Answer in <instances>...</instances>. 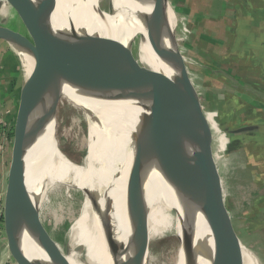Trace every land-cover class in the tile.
Instances as JSON below:
<instances>
[{
    "label": "bare ground",
    "instance_id": "bare-ground-1",
    "mask_svg": "<svg viewBox=\"0 0 264 264\" xmlns=\"http://www.w3.org/2000/svg\"><path fill=\"white\" fill-rule=\"evenodd\" d=\"M152 7L164 30L161 38L149 26ZM129 14L141 17L137 55L145 67L142 65V71L171 76L169 56L158 52L147 37L148 32L157 44L170 49L169 28L175 14L166 0H107L101 11L98 0H60L50 21L56 30L65 32L70 31L68 21H72L90 36L114 68L143 83L142 73L130 71L125 62L131 40L121 34V23ZM14 50L21 59L23 73L27 74L32 67L28 51L16 45ZM61 97L80 107L87 119V153L81 166L62 152L55 138L56 122L50 112ZM139 111L140 107L132 101L109 98L68 65L61 67L56 83L35 101L34 142L26 155L28 226L22 230L20 247L24 253L35 255L38 264H114L106 242L109 237L127 249L123 264H147L149 251H141L138 221L128 216L115 188H122L125 182L135 196V210L146 221L148 241L172 228L180 238L184 211L168 165L177 160L183 166L182 157L172 156L179 151L184 154L190 146L181 132L146 119ZM35 162L38 164L32 166ZM57 185L84 193L78 215L67 233L69 243L81 245L83 254L71 249L67 257L56 256L39 227L33 209ZM188 222L194 244L201 250L197 264H260L253 252L230 237L231 232L220 219L216 220L213 236L200 212L188 209ZM31 228L36 229L37 236ZM221 246L226 248L222 254Z\"/></svg>",
    "mask_w": 264,
    "mask_h": 264
},
{
    "label": "water",
    "instance_id": "water-1",
    "mask_svg": "<svg viewBox=\"0 0 264 264\" xmlns=\"http://www.w3.org/2000/svg\"><path fill=\"white\" fill-rule=\"evenodd\" d=\"M4 2L14 9L27 32L23 33L2 25L5 21L0 14V39L8 42L13 49L16 45L27 50L32 60V67L22 76L4 195V234L8 251L14 261L17 264H38L35 255L24 253L20 247L22 230L28 226L29 193L26 187V155L34 142L33 105L56 83L63 65H68L84 75L109 98L132 101L140 107L139 114L146 119L172 127L185 136L189 149L184 154L179 151L177 155L172 156V158L182 157L183 166L177 164L175 159L171 165H168V171L170 169L174 175V186L184 211L181 236L178 238L184 251V264H197V256L201 254V250L199 251L194 244L192 226L189 222L187 223L188 209L200 212L211 236L214 234L218 218L231 232L230 237L242 245L237 234L216 210L212 180L215 173L213 172L212 175L210 165L212 132L178 46L175 34L176 21L169 28L171 44L169 50L157 44L147 32L150 44L158 52L169 56L171 76L143 72L141 63L136 60L132 52L133 41H130L125 51V62L130 71L142 73L143 83H140L114 68L98 50L90 36L82 28H76L72 21H68L69 32L54 28L50 16L59 8L60 0H0V11ZM166 2L168 3V0ZM149 26L154 34L160 38L163 36L164 30L154 7L150 11ZM56 104L50 114L54 115ZM249 129L250 127H242L234 132ZM37 164L38 162H35L32 166ZM115 188L121 194L120 199L128 216L138 221L142 240L141 251L145 253L149 245L146 221L134 208L135 196L126 182L122 188ZM39 223L52 252L56 256L67 257L70 250L63 251L50 237L40 220ZM31 229L37 236L36 229ZM106 242L112 253L114 264H123L122 257L127 249H123L124 247L117 244L112 237H109ZM73 249L81 252L83 247L76 245ZM220 250L221 254L225 252V246H221Z\"/></svg>",
    "mask_w": 264,
    "mask_h": 264
},
{
    "label": "rangeland",
    "instance_id": "rangeland-1",
    "mask_svg": "<svg viewBox=\"0 0 264 264\" xmlns=\"http://www.w3.org/2000/svg\"><path fill=\"white\" fill-rule=\"evenodd\" d=\"M106 4L107 0H98V6L100 7H98V9L100 11L105 9ZM1 11V17L4 18L5 21L2 22V25L15 28L23 33L27 32V29L21 23L20 18H18L14 9L8 3L4 2L2 4ZM9 16H12L10 21L8 19ZM140 28L141 17L137 14H129L121 23V34L126 40L133 41L132 52L136 57V60L143 65L142 61L138 60L137 55ZM176 32L177 31H175V34ZM2 44L6 45L7 43L2 41ZM12 56L10 53H7L4 58L5 73L1 75V78L3 79L2 82L0 81V86L5 92V94H2L4 98L2 102L4 104L3 107L0 103V108L2 110L0 113V192L5 188V178L3 175L8 168V162H10L13 140L12 127L18 108L19 92L23 76L21 59L16 53V58ZM183 57L186 58L187 66L192 78L197 73L200 75L198 71L199 68L196 64L194 65L192 64V61H189V54L186 52ZM207 73L209 72L205 71L203 74L206 75ZM201 84L203 88L200 87L201 85H197L200 89L205 90L206 87L208 88L209 86L208 80L204 78ZM235 85L237 86L238 82ZM217 88L218 90L216 92L220 95H218V98L215 97V99L217 100V105L219 107L224 106L222 110L226 109V104L223 102V100L226 99V89L230 90L231 93L241 95L240 97L244 99L245 97H249L253 101L258 99L255 94L252 93L250 88V90H246V88L240 86L226 88V82L223 81L220 83L219 87L217 86ZM209 89L213 90L210 87ZM241 89L246 91H240ZM208 92L210 93V90ZM12 96L15 97L14 102H10ZM201 98L203 100V93L201 94ZM251 105L254 104L251 103ZM215 109L218 111V118L221 121L219 125H221L220 127L223 132H226V122L222 124L226 120V115L224 114L220 118L219 110L217 108ZM54 117L56 122L55 138L59 148L66 154V156L73 161L78 162L79 166H81V161L87 153L88 142V123L85 113L80 107L73 104L65 97H61L56 104ZM236 117H238V115L234 114V123H238L237 119L239 117ZM3 122H5V128L2 125ZM11 131L12 135H9ZM6 136L7 138L5 140ZM230 142V138L226 133L220 135L219 133L212 132V156L210 158V165L212 175L215 173V177L212 176V180L214 185L213 195L216 210L218 215L222 219H225L234 233L237 234L242 242L241 246L253 252L257 256L260 264H264V229H260L264 225L257 224L258 219L256 218L258 216L254 214L252 207L254 205L252 197L254 195L255 184L252 178L246 180L247 177L244 173L241 174L245 159L239 156L240 149L238 146L234 152L229 153L228 148L231 146ZM252 142H249V144H252ZM253 147L254 146H251L250 148L254 151ZM4 154L6 155L5 158L7 157V161L5 162L3 168L4 172L2 173L1 163L4 159ZM83 197L84 193L79 189L72 187L66 188L63 185H57L49 189L33 209L36 216L38 210V217L41 224L50 234L53 241H55L63 251H65V249L71 250L75 247L69 243L67 233L70 229L71 223L78 215ZM38 217L37 221L39 227H41ZM58 236H61V239ZM0 237L6 241L4 230L0 233ZM148 251L149 257L147 264H184L183 247L180 240L175 235L173 228L169 233L162 234L156 239L151 240L148 245ZM80 253L83 254L84 250Z\"/></svg>",
    "mask_w": 264,
    "mask_h": 264
},
{
    "label": "crops",
    "instance_id": "crops-1",
    "mask_svg": "<svg viewBox=\"0 0 264 264\" xmlns=\"http://www.w3.org/2000/svg\"><path fill=\"white\" fill-rule=\"evenodd\" d=\"M168 3L175 14L176 37L180 52L183 56L187 52L191 59L189 61L199 68L200 75L197 73L192 78L184 57L201 109L211 132L220 135L226 133L229 136L231 141L229 153L239 147V156L245 159L244 166H241V174L244 173L246 180L252 178L255 184L252 207L254 214L258 216L257 224L264 225V0H168ZM2 41L5 40L0 39L1 82L3 79L1 75L5 73L4 58L7 53L16 58L10 44L5 41L7 46L3 45ZM205 71L209 73L203 74ZM203 78L209 83L205 90L197 86L201 85L203 88L201 84ZM222 81L226 82V88L240 86L246 90L251 89L258 99L254 101L249 97L244 99L240 97L241 95L226 89V99L223 100L226 109L222 110L224 106L219 107L215 99L220 95L216 91ZM2 94L5 92L0 86V103L3 107ZM14 98L12 96L10 102H14ZM215 108L219 110L220 118L226 115V120L222 123L226 122V132H223L219 125L221 121ZM234 114L239 117H236L238 123L233 122ZM2 125L5 128V122ZM242 127L250 129L234 132ZM6 138L7 136L5 140ZM251 146H254V151ZM5 156L4 154L1 163L2 173L7 161ZM9 165L10 162L5 174H2L5 186ZM260 229L263 230L264 226ZM10 256L6 241L0 237V264H17Z\"/></svg>",
    "mask_w": 264,
    "mask_h": 264
},
{
    "label": "built area",
    "instance_id": "built-area-1",
    "mask_svg": "<svg viewBox=\"0 0 264 264\" xmlns=\"http://www.w3.org/2000/svg\"><path fill=\"white\" fill-rule=\"evenodd\" d=\"M6 188V186H4ZM3 187V188H4ZM5 188L2 189L3 191L0 192V233L4 230L3 224V210H4V195H5Z\"/></svg>",
    "mask_w": 264,
    "mask_h": 264
},
{
    "label": "trees",
    "instance_id": "trees-1",
    "mask_svg": "<svg viewBox=\"0 0 264 264\" xmlns=\"http://www.w3.org/2000/svg\"><path fill=\"white\" fill-rule=\"evenodd\" d=\"M9 21L12 19V16H9ZM13 29H15V28H13ZM12 130H13V127H12ZM9 135H12V131H11V133L9 134ZM60 239H61V236H58Z\"/></svg>",
    "mask_w": 264,
    "mask_h": 264
}]
</instances>
